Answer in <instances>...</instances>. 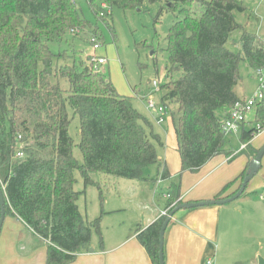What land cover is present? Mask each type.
I'll list each match as a JSON object with an SVG mask.
<instances>
[{
	"label": "trees",
	"instance_id": "obj_1",
	"mask_svg": "<svg viewBox=\"0 0 264 264\" xmlns=\"http://www.w3.org/2000/svg\"><path fill=\"white\" fill-rule=\"evenodd\" d=\"M88 1L96 21L109 26L113 8L137 10L146 1L164 3L161 13L169 10L178 17L167 36V80L160 84L181 162L179 181L167 190L171 211L181 204L184 173L199 172L217 156L232 157L223 121L245 100L236 90L240 64L264 71V39L237 22L235 13L248 11L243 0ZM87 28L94 24L73 0H0V182L6 218L21 219L48 242L46 264L74 263L90 250L93 234H101V218L87 221L80 212L76 170L86 185H94L92 173L141 180L148 167L160 164L157 146L141 124L148 121L131 98L120 95L102 71L83 62L61 64L69 56L51 50L49 44L62 42L71 30ZM237 30L240 50L233 51L227 43ZM99 31L95 27L97 35ZM178 72L182 75L175 79ZM258 105L255 125L246 129L245 122L239 132L245 148L238 156L246 155L250 162L259 152L250 142L264 131V100ZM68 106L79 115L83 165L73 155ZM160 168L162 179L171 177L167 165ZM248 168L217 200L238 180L242 184ZM245 191L242 195H249ZM166 218L137 230L152 264H160Z\"/></svg>",
	"mask_w": 264,
	"mask_h": 264
},
{
	"label": "crops",
	"instance_id": "obj_2",
	"mask_svg": "<svg viewBox=\"0 0 264 264\" xmlns=\"http://www.w3.org/2000/svg\"><path fill=\"white\" fill-rule=\"evenodd\" d=\"M250 125V128L254 126ZM250 143L260 150L264 146V131ZM244 146L242 144L239 150ZM238 154L233 152L232 159L217 156L199 172L184 173L181 177V203L217 200L221 190L235 181L250 164L248 156ZM237 157L240 158L232 164ZM159 163L164 165L163 159L160 158ZM165 165L168 167V161ZM168 169L170 178L162 179L160 168L157 179V184L161 180L160 185L166 188L179 181L175 178L180 177L181 162L180 167ZM150 170L149 167L145 170L141 180L125 181L123 186L128 202L121 194L116 197V202L114 199L107 202L101 217L100 244L95 243L93 235L90 248L93 252H82L72 264H152L137 239V230L157 221L168 207L167 201L163 206L156 202L157 192L148 183L155 175ZM240 187L241 181L238 180L221 199L231 197ZM263 191L264 157L260 171L247 185L245 194L249 195L226 204L178 211L165 233L166 264H209V261L212 264H259V257L264 256L261 248L264 201L258 195ZM47 245L48 242L21 219L5 217L0 234V264H46Z\"/></svg>",
	"mask_w": 264,
	"mask_h": 264
},
{
	"label": "rangeland",
	"instance_id": "obj_3",
	"mask_svg": "<svg viewBox=\"0 0 264 264\" xmlns=\"http://www.w3.org/2000/svg\"><path fill=\"white\" fill-rule=\"evenodd\" d=\"M73 2L81 15L93 22L94 28L71 30L62 42L50 43L51 50L55 54L66 53L69 56L61 64L71 65L74 62L78 65L81 62L87 64L89 57L94 54L105 57L108 63L101 66L100 71L111 79L120 95L131 98L133 107L148 121V123L142 121L141 124L156 144L159 160L160 158L163 159V164L168 161L170 169H173V166L180 167V156L176 149V133L171 114L166 115L165 122L160 125L156 121L154 112L148 108L147 104L148 96L152 92L151 83L158 80L163 85L167 80V68L169 66V55L166 51L167 36L178 17L169 10H163L161 13V7L164 6V3L146 1L143 7L137 10L113 8L109 26L102 21H96L88 0H73ZM243 2L248 11L235 13L237 22L247 31L258 34L264 39V0H243ZM95 27L99 28V35L94 32ZM94 36L98 40L100 38L101 48L98 50H94L90 42L91 37ZM240 37L241 30L235 31L228 41L227 47L233 51H239ZM262 74L264 75V71ZM181 75L182 72H178L174 78H179ZM240 75L241 82L237 86L238 93L246 99L254 97L260 90L261 75L259 71L250 68L243 61L240 64ZM63 85L68 88L66 83ZM162 95L163 91L160 89L154 93L155 100L159 105L163 104ZM258 106L257 104L248 115L246 129H250V124L255 125ZM171 107L176 115V105L171 104ZM68 112L71 120L69 132L74 141L73 155L78 163L83 165L84 158L79 147L81 140L79 115L70 106H68ZM157 137L160 138L161 144L158 143ZM225 140L226 148L230 152L239 153L243 144L241 133L226 134ZM226 157V155H222L221 158L226 159ZM240 157H237L232 164ZM149 169L155 175L149 179L148 183L157 192L156 202L163 206L167 201L168 188L164 187L163 184L160 185L163 182L161 180L157 184L159 164L152 165ZM75 177V190L80 192L78 206L87 221L92 222L101 218L104 208H107V202L113 199L116 202L118 199L116 197L119 194L126 198V202L129 201L123 184L126 183L125 181L133 180L102 173H92L90 177L95 184L86 185L80 171L76 170ZM175 180H179V176ZM93 235L95 243L100 244L99 234L94 233ZM261 248L264 250V241ZM259 258H264V256L261 255Z\"/></svg>",
	"mask_w": 264,
	"mask_h": 264
},
{
	"label": "built area",
	"instance_id": "obj_4",
	"mask_svg": "<svg viewBox=\"0 0 264 264\" xmlns=\"http://www.w3.org/2000/svg\"><path fill=\"white\" fill-rule=\"evenodd\" d=\"M103 7H107L105 4ZM109 12H111L109 10ZM90 42L94 48V50H98L101 48V42L98 38L91 37ZM108 63V60L105 57L98 56L96 54L89 57L87 64L90 65L95 71H100V67ZM260 77V90L254 95V97L250 99H245L243 102H237L234 108L230 112V116L223 121V132L224 134H238L241 130L242 124L245 123L248 119V115L252 112L253 108L261 103L264 100V75L262 72H259ZM152 92L148 96L147 104L148 108L154 112L155 118L158 124H163L165 121V116L168 114V108L162 104L159 105L154 97V93L160 89V82L158 80H154L151 83ZM19 157H22V153H18ZM168 197V196H167ZM259 198L264 201V191L259 194ZM171 208H168L161 214L162 216H168ZM209 264H212L209 261Z\"/></svg>",
	"mask_w": 264,
	"mask_h": 264
},
{
	"label": "water",
	"instance_id": "obj_5",
	"mask_svg": "<svg viewBox=\"0 0 264 264\" xmlns=\"http://www.w3.org/2000/svg\"><path fill=\"white\" fill-rule=\"evenodd\" d=\"M264 157V146L259 150L258 154L254 159L251 160L248 168V172L246 177L244 178L240 189L235 193L233 196L228 197L226 199H220V200H213V201H201V202H184L179 205H177L174 209H172L167 216L162 229L160 231V264H166L165 262V250H164V245H165V233L166 229L171 222L173 216L180 210L182 209H190V208H197L201 206H208V205H216V204H226L230 203L236 199H238L243 192L246 190V187L248 183L255 177V175L258 173L260 167H261V162ZM0 209H1V216H0V234L2 231V227L5 221L6 217V211H5V193L4 189L1 185L0 182ZM90 251L93 252V249H90ZM259 264H264V260L262 258L259 259Z\"/></svg>",
	"mask_w": 264,
	"mask_h": 264
}]
</instances>
